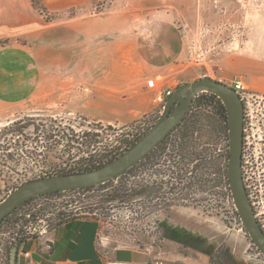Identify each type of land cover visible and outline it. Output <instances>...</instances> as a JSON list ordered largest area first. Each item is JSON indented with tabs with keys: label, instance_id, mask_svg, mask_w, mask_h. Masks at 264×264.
Wrapping results in <instances>:
<instances>
[{
	"label": "rangeland",
	"instance_id": "rangeland-1",
	"mask_svg": "<svg viewBox=\"0 0 264 264\" xmlns=\"http://www.w3.org/2000/svg\"><path fill=\"white\" fill-rule=\"evenodd\" d=\"M46 1L50 10L43 0H29L34 31L39 23L85 16L129 25L142 35L156 33L158 46L164 44L171 51L167 70L158 83L166 81L174 91L204 77L229 87L235 81L243 83L245 64L253 61L255 65L264 57V0ZM148 27L151 29L145 30ZM35 39L34 32L2 40L0 46L33 43ZM6 79L0 78V84ZM209 95L202 92L193 103ZM161 112L156 107L149 115L117 126L68 114L61 107L27 111L0 100V202L31 180L83 170L87 155L77 143L93 139L96 150H108L118 145L119 139L144 135ZM192 112L207 117L213 109L202 105ZM178 162L170 136L139 169L135 166L115 181L89 191L62 192L23 204L0 224V264H9L12 249L25 239L37 237L68 218L83 216L98 221L101 248H156L158 255L164 247L172 248L174 255L199 248L210 252L206 255L209 264H264V256L235 211L226 178L221 176L217 189L207 183L201 188L192 182L194 174L179 176L183 167L177 168ZM168 170L175 179L172 203L166 201ZM137 184L149 188L140 201L135 192ZM124 185L133 187V196L108 201L107 197Z\"/></svg>",
	"mask_w": 264,
	"mask_h": 264
},
{
	"label": "crops",
	"instance_id": "crops-1",
	"mask_svg": "<svg viewBox=\"0 0 264 264\" xmlns=\"http://www.w3.org/2000/svg\"><path fill=\"white\" fill-rule=\"evenodd\" d=\"M43 3L50 10V3ZM30 21L29 0H0V41L36 34L33 43L0 46V78H7L0 84L2 102L27 111L61 107L117 126L156 109L146 82L164 77L171 60L170 49L155 42L156 33L142 35L129 25L85 16L39 23L35 31ZM263 59L241 70L245 86L260 93ZM158 86L168 88L166 81ZM193 250L174 255L164 247L158 255L156 248H101L98 221L83 216L22 241L16 264H209L205 254Z\"/></svg>",
	"mask_w": 264,
	"mask_h": 264
},
{
	"label": "water",
	"instance_id": "water-1",
	"mask_svg": "<svg viewBox=\"0 0 264 264\" xmlns=\"http://www.w3.org/2000/svg\"><path fill=\"white\" fill-rule=\"evenodd\" d=\"M202 92L216 96L225 109L231 154L227 166L228 187L241 224L260 254L264 256V234L250 211L240 175L242 104L231 87L206 77L175 89L151 128L131 148L114 160L87 172L31 180L12 191L0 202V223L10 213L32 199L54 193L90 189L116 180L144 160L167 138L181 123L193 99ZM17 252L18 246H15L11 251L9 264H16Z\"/></svg>",
	"mask_w": 264,
	"mask_h": 264
},
{
	"label": "flooded vegetation",
	"instance_id": "flooded-vegetation-1",
	"mask_svg": "<svg viewBox=\"0 0 264 264\" xmlns=\"http://www.w3.org/2000/svg\"><path fill=\"white\" fill-rule=\"evenodd\" d=\"M240 101L243 118L239 163L240 175L250 211L257 226L264 234V93L249 88L244 99ZM210 114L211 116L204 118L203 128L198 136V156L191 166L184 167V165H181L183 169L180 170L181 175L179 176L181 177L184 174V177H186L187 174L189 176L194 174L191 177L193 183H198L201 188L207 183L213 189H217L222 175L228 181L227 166L231 155L230 138L226 112L220 114L213 111ZM145 159L136 165L137 169L140 168ZM168 162L170 168L173 169L172 161L169 160ZM174 180L172 171L168 170V198L166 201L169 203H172L174 197ZM135 187L137 200L140 201L148 193L149 188L140 184Z\"/></svg>",
	"mask_w": 264,
	"mask_h": 264
},
{
	"label": "trees",
	"instance_id": "trees-1",
	"mask_svg": "<svg viewBox=\"0 0 264 264\" xmlns=\"http://www.w3.org/2000/svg\"><path fill=\"white\" fill-rule=\"evenodd\" d=\"M202 105H207L213 109V111H217L220 114H225V109L221 103V101L214 95H209V96H202L198 97L197 100L192 103L189 111L186 113L184 116L183 120L181 123L167 136V138L160 143V145L155 149L157 150L165 141L169 139V137L174 138V148H175V155L180 162L177 163V168H179V165H184L189 167L193 163V161L197 158L198 156V136L200 134L201 129L203 128V120L206 116H202L201 114H196L195 112H192V110L199 109L202 107ZM151 128V127H150ZM145 134V133H144ZM143 136V135H142ZM141 135H132L131 139H119L118 140V145L114 147H108V150H96L95 149V142L93 139H91L88 142L84 143H77L80 144L82 149V153L86 156L84 161H86V167L81 170H76V171H71V172H66V173H59V175H72V174H78L82 172H87L91 171L94 169H97L108 162L114 160L118 156H120L122 153H124L126 150L131 148L141 137ZM196 136V137H195ZM70 141H75V140H70ZM154 150V151H155ZM80 151V149H78ZM153 153V152H152ZM151 153V154H152ZM150 154V155H151ZM148 155V156H150ZM134 167L130 170H128L126 173L129 171L133 170ZM115 181V180H114ZM109 183V182H108ZM106 183V184H108ZM104 184V185H106ZM103 186V185H100ZM90 189H84L82 191H89ZM133 187L124 185L122 187H118L114 194L110 197H107L108 201H117V200H122L124 196L126 198H131L134 194ZM130 191L131 194H124L125 192ZM71 192V191H70ZM122 192V193H121ZM124 192V193H123ZM121 193V194H120ZM60 193H54V194H49V195H58ZM123 195V196H121ZM48 196V195H46ZM29 202V201H28ZM27 203V202H26ZM22 206V205H21ZM14 212V211H13ZM12 212V213H13ZM10 213L1 223H3L9 216L12 215ZM0 223V224H1ZM21 242V241H20ZM200 250L199 252L205 254V255H210V252L206 249H196Z\"/></svg>",
	"mask_w": 264,
	"mask_h": 264
},
{
	"label": "built area",
	"instance_id": "built-area-1",
	"mask_svg": "<svg viewBox=\"0 0 264 264\" xmlns=\"http://www.w3.org/2000/svg\"><path fill=\"white\" fill-rule=\"evenodd\" d=\"M158 81H159V79H157V78L148 79L146 82V88L150 89L154 93L153 97H152L153 105L155 107L159 108L160 111H162L166 101L173 94V91L170 88L159 87ZM230 87L235 91V93L237 94V96L239 97L240 100H243L245 95L249 91V88L247 86H245V84L242 83L241 81L233 82ZM68 219H70V218H68ZM68 219H66V220H68ZM44 233H45V231L40 232L39 236H41ZM26 256H27V254H26Z\"/></svg>",
	"mask_w": 264,
	"mask_h": 264
}]
</instances>
